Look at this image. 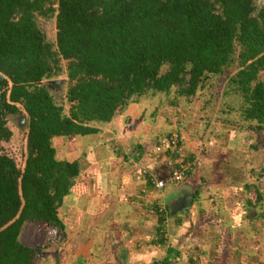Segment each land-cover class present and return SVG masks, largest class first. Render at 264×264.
I'll return each mask as SVG.
<instances>
[{"label":"trees","instance_id":"obj_1","mask_svg":"<svg viewBox=\"0 0 264 264\" xmlns=\"http://www.w3.org/2000/svg\"><path fill=\"white\" fill-rule=\"evenodd\" d=\"M60 75L58 98L46 83ZM202 90L208 110L233 117L227 124L264 134V0H0V145L11 137L8 116L24 115L22 162L0 151V264H38L65 236L57 209L79 167L56 158L54 138L95 134L147 95L191 101ZM171 131L180 151L177 127L160 138ZM160 138L155 154L170 168L183 161L179 151H155ZM258 138L253 148L264 147ZM143 170L150 174L136 176ZM26 221L44 226L43 244L17 240Z\"/></svg>","mask_w":264,"mask_h":264},{"label":"crops","instance_id":"obj_2","mask_svg":"<svg viewBox=\"0 0 264 264\" xmlns=\"http://www.w3.org/2000/svg\"><path fill=\"white\" fill-rule=\"evenodd\" d=\"M138 118V107L136 104H132L127 107L120 119L115 117L108 123V127H113L114 129L108 130L107 137L111 142L115 143L116 147L113 148L112 145L110 150L108 149L112 153L111 156L108 154L112 162L107 160L106 166L102 164L104 169L101 173H98L102 169L101 165H96L95 161L98 159L94 156L89 157L87 161L89 164L84 163V161L82 165L80 164L81 161L79 162V160L82 153L79 152L80 148L76 147V145L80 144L81 141L77 143V140H75V137L78 136L53 139L54 142H61L60 148L56 147L52 142L55 156L58 160L67 162L76 160L78 162L79 173L75 181L76 179L77 181L81 180L83 186L92 183L88 187L85 186V190L82 186L75 195L85 196V201H87V203H84L85 206L79 204V211H77L75 209L77 207L74 204L72 212H68V214L70 213L69 218L66 215V211L60 217L58 216L64 225V229L66 230L71 223L74 224L76 229L79 223L78 219L81 221V218L85 215L86 225H91L96 230H100L98 228L100 226L97 223L102 213L101 217L105 221L109 220V218L106 220V217L103 215L107 217L110 215L113 218L120 216L123 220L122 223L117 224L118 227H110L116 230L113 231L110 239L107 238L109 240L108 245L111 244L109 253H105L102 250L103 242L101 243L100 237L102 235L100 233L94 232L90 236L83 235L80 240H74V242L68 240L67 242L73 248V254L68 257L69 263L153 264L156 262L157 264H161L163 259L166 260V264H244L247 262L249 255L252 253V247L255 244L258 246L260 240L258 234L254 233L258 225L252 226L251 223L253 222L251 220L244 224L242 220L243 216H237L238 211L244 214V209L254 208L253 202L249 201L247 194L250 187L248 190H245V183H243L242 190L246 194V196L242 194L243 197L235 192L236 188L234 190L231 189V194L223 192L221 188L215 189L212 192L209 189H202L203 186H208L209 182H213L215 177L204 174V159H198L199 152L196 149L193 150V147L184 148L183 141L179 156L183 157V161L188 158V160L194 159V167L180 182L171 183L168 180V172L170 171V166L167 162L168 157L162 154L143 152L141 143L143 141L145 143L143 139L151 131H147L148 127H145L147 125L144 124V119L141 122V119L137 121ZM122 119L123 121L121 122ZM122 125L127 128H123ZM122 129L125 130L123 136L127 138V141H124L123 144L117 138L118 136L123 137ZM98 133L100 131L96 135ZM193 138L191 135L190 139L195 140ZM99 141L97 142L100 147L101 142L99 143ZM215 142V140H211L212 145ZM195 145L199 146L197 142ZM102 146H105V144H102ZM127 148L129 151L128 156L124 155ZM202 149L203 147H200V151ZM123 150L124 154L122 153ZM204 155L203 157H205ZM96 166L98 167L97 169H95ZM124 167L129 168L128 172L127 169L122 170ZM140 169H145L157 180L164 181L163 187L160 189L153 188L145 182L144 178L136 181L135 177ZM195 172L197 173L194 174ZM101 175H103L102 183L99 182L102 178ZM93 182L96 183L93 184ZM198 182L201 185H198ZM90 187H92L93 191L85 194V191ZM74 191L71 186L69 194L63 198L60 206L68 204V202L70 204L71 201L75 203V197H73V200L67 199L70 193L72 194ZM206 194H208L206 197H211L215 200H211V203L205 200L201 201V198ZM187 195H189V200L186 201L185 197ZM226 199H233V204H230L237 210L235 211V215H233L234 211L229 214L233 219L232 222L219 224V216L225 215L227 217V209L221 204ZM246 200L250 205L246 204ZM90 202L92 204L90 207H87L86 205ZM157 205L163 207L166 214L165 217H167V220L165 218L164 232L157 225L156 214L154 213V207ZM59 212L57 210V215ZM243 225L245 228L248 225L249 227L246 229L251 230L252 234L251 241H248L249 239L246 240L247 245L243 242V232L245 230ZM158 227L160 235L157 239L155 237V229ZM80 232L75 230L72 236L78 238ZM244 246H246V249ZM123 252H125L126 256L125 261L121 263L120 256ZM104 255L107 256L104 257ZM251 263L264 264V261L260 262V259H258Z\"/></svg>","mask_w":264,"mask_h":264},{"label":"rangeland","instance_id":"obj_3","mask_svg":"<svg viewBox=\"0 0 264 264\" xmlns=\"http://www.w3.org/2000/svg\"><path fill=\"white\" fill-rule=\"evenodd\" d=\"M258 1L260 3L261 0ZM42 27L45 31L46 39L48 41H52L54 37L53 20L49 19L47 21H44L42 23ZM57 78L58 80H61V78H63V75H60ZM61 86L62 85L58 86V88L52 87V89L54 88L56 90L54 93L58 98H60L61 95V91H59ZM208 93H209L208 91L202 90L201 92L197 93L191 101H185L181 97H177V96L174 97L172 95L165 96L163 94H156L153 96L147 95L146 98L144 97V99L140 100L137 107L139 108L138 113H141L142 116V118H140L141 122L142 119H144V124L147 125L145 127L146 128L148 127L147 131L148 132L151 131V133L148 136H146L145 139H143L145 140V143L144 141L143 143H141L143 152L154 154L155 152L152 147L153 142L155 143V140L163 136L167 131H169L170 128L177 127L178 131L180 132L183 138V147L184 148L193 147V150L196 149L199 152L198 159L199 158L200 160L201 158L204 159V163H205L204 174H207L209 176L212 175L213 177H215V180H213V182H209L208 186H206L204 183L205 187L203 186L202 189L205 190L209 189V191L211 190L210 192H212L215 189L218 190L221 188V190L223 189V192H227V193L229 192V194H231V189L234 190V188H236L235 192L237 194H240L241 197H243L246 196V194H244V191L242 190L243 183L249 184L250 188L247 194L249 197V201L253 202L254 208H248L247 210L244 209V214L238 211L237 216L240 215L241 217L243 216L242 220L244 224L248 223V221L251 220L254 223V224L251 223L252 226L258 225V227L254 230V233L258 234L260 240L258 242V246H256L255 244L254 247H252L253 248L252 253L249 255L248 261L245 262L244 264H252L251 263L252 261H257L258 259H260V262L261 261L263 262L264 261V244H263L264 147L259 146L258 148H253V146L259 145L260 140L258 137H261L264 134L263 132H260L259 135L249 134L247 131L244 130V125L239 124L238 122H236V125L233 123L227 124V121H225V119L229 118L231 120L233 117L231 116L228 117L224 113L221 114L218 108L217 110H214V112L208 110L210 106L213 105V100L212 98H210ZM205 100H207L206 103H204ZM218 104H221V102L220 103L218 102ZM116 117L120 119L121 115H117ZM10 120L12 121V117L8 116L7 126L11 131V137L6 144L0 145V151L12 156L15 159L16 164L19 165L22 162V155L24 152V139L21 134V125L19 124V128H18L17 125L12 123ZM122 121L123 119L121 120V122ZM127 123L129 124V122ZM135 123L138 124L137 121H135ZM105 128L106 129L101 127L100 133H98V135H96L95 133V134L75 137L77 143L81 141L80 144L76 145V147L80 148L79 152L82 153L80 155V160H79V162L81 161L80 164L82 165L83 161L84 163L89 164L87 162L89 160V157L94 156L96 159H98L96 160L97 162L95 161L96 165L97 164L98 166L101 165L100 167L102 168L98 173L103 172L102 170L104 169V166H102V164L105 165L107 163V160L112 162V159L108 156V154L110 156L112 155V153L109 150L112 145L113 148L116 147L115 143L111 142V140H109V138L107 137L108 130H113L114 128L108 127V124L105 126ZM123 128H127V127L123 126ZM124 132L125 130L122 129V136ZM191 135L194 137L193 139H195L196 141L190 139ZM117 138L120 141H122V144L124 141H127V138H125L124 136L123 137L118 136ZM211 140L216 141L214 145L211 144ZM97 141H99V143L101 142L100 147ZM52 142L56 147L60 148V144H61L60 141L54 142V140H52ZM196 142L198 143L199 146L195 145ZM102 144H105V146H102ZM200 147H203L201 151H200ZM122 153L124 154V150L122 151ZM203 154H205L204 155L205 157H203ZM124 155L127 156L129 155L128 148L126 149V154ZM161 158L163 157L161 156ZM97 168L98 167L96 166L95 169ZM125 169H127L128 172L129 168L124 167L122 170ZM196 173L197 172H195L194 174ZM101 176L102 178L99 181L100 183L103 182L102 180L103 175ZM94 183L96 182H93V184ZM197 184L199 185L200 183L198 182ZM89 185H92V183L85 184V186L87 187ZM253 185L256 187L258 191L256 203L254 202V200L256 199V193ZM82 186L83 184L81 180L79 181H77V179L76 181L75 179L73 180L72 190L75 191L72 192V194L70 193V196L67 199L73 200V197H75L74 199L75 203L71 201L70 204L68 202V204H64L63 206H60L57 209L60 211L58 213L59 217L61 216V214H63V212L66 211V215L69 218L70 213L68 214V212H72L74 204L77 207L75 208L77 211H79V204L85 206L84 203H87V201H85L86 200L85 196H78V195L75 196L76 193L79 192L80 188H82ZM85 186H83L84 190H85ZM92 191L93 189L92 187H90L88 190L85 191V194L91 193ZM206 196H208V194L203 196L201 198V201L205 200L206 202L211 203V200H215L212 199L211 197L209 198ZM233 199L232 200L226 199L224 203H222L223 201L221 202L222 206H225V209H227L226 211L227 217L225 215L219 216V224H223V223L228 224L229 221L232 222L233 219L230 217L229 214H231L232 211H234L233 215H235V211L237 210L234 208V206L230 204V203L233 204L234 201ZM91 204L92 202H90L86 206L90 207ZM101 216L99 217L97 223V225L100 226L98 227L100 228V230L93 229L91 225L90 226L86 225V219H85L86 215L83 218H81V221L78 219L79 223L76 229L74 224L71 223L70 225H68L66 230L64 229L65 236L64 238H62V241H60L59 243L58 241L52 243V244H56V243L59 244L57 249L56 248L47 249L42 254V257L38 261V264H70L68 261V257L73 254V248L69 245L67 241L70 240L74 242V240L75 241L80 240L82 238L81 236L83 235L90 236L94 232L97 234L100 233V235H102L100 237L101 243L103 242L102 250H104L105 253H109L108 251L111 248V244H109L110 245L109 247L108 245L109 240L107 238L109 239L111 238V234H113V231L116 230L113 228L118 227L117 224L122 223L123 220L120 216L117 218H113L110 215L108 217L103 215L104 217H106V220L107 218H109V220L105 221V219ZM165 218L167 220V217ZM248 227L249 226L247 225L246 228ZM246 228L243 232L244 235L243 242L245 245H247L246 240L249 239L248 241H251V237H252L251 230H248ZM75 230H77V232L81 231L78 235V238L72 236L74 235ZM51 237L53 239H56L55 234H52ZM104 237L106 238L104 239ZM45 238H46V234H45L44 226L35 222L26 221L20 229L17 240L25 246L35 247L43 244L46 240ZM60 239L61 236L59 240ZM244 248L246 249V246H244ZM261 249L263 250L262 251L263 253L261 252ZM106 256L107 255H104V257ZM73 260H75V258H73ZM72 264H76V263L73 262Z\"/></svg>","mask_w":264,"mask_h":264},{"label":"built area","instance_id":"obj_4","mask_svg":"<svg viewBox=\"0 0 264 264\" xmlns=\"http://www.w3.org/2000/svg\"><path fill=\"white\" fill-rule=\"evenodd\" d=\"M178 142V135L175 131H171L170 134L165 138H160L155 146V151H161L167 149L169 152L174 151L178 152L179 148L177 147ZM173 163L170 171L168 172V180L171 183H178L183 178L189 174L191 169L194 167L195 160H185L184 162L182 160H178V158H175L173 160ZM148 175V180L153 185L154 188L160 189L163 187L164 181L157 180L154 176L151 174L146 173V171H141L138 176L135 177L136 180L143 178V175ZM145 179V178H144ZM156 211L158 214L163 215L164 218L160 222V228L163 231V228L165 227V211L161 205L156 206ZM164 232V231H163ZM157 264V263H156Z\"/></svg>","mask_w":264,"mask_h":264},{"label":"water","instance_id":"obj_5","mask_svg":"<svg viewBox=\"0 0 264 264\" xmlns=\"http://www.w3.org/2000/svg\"><path fill=\"white\" fill-rule=\"evenodd\" d=\"M63 84V81L62 80H58V79H56V80H50V81H48L47 83H46V86L47 87H49V89H52V87H54V88H58V86H60V85H62ZM53 88V89H54ZM18 119H19V124L21 125V127H23V123H24V115L23 114H21V115H19L18 116ZM185 199H186V201L187 200H189V195H187L186 197H185ZM125 252H123V254L120 256L121 258H120V261H121V263H123L124 261H125Z\"/></svg>","mask_w":264,"mask_h":264},{"label":"flooded vegetation","instance_id":"obj_6","mask_svg":"<svg viewBox=\"0 0 264 264\" xmlns=\"http://www.w3.org/2000/svg\"><path fill=\"white\" fill-rule=\"evenodd\" d=\"M54 91H56L55 89H53ZM12 117V123H14L15 125H17V127L19 128V121H18V116L14 115V116H11Z\"/></svg>","mask_w":264,"mask_h":264}]
</instances>
